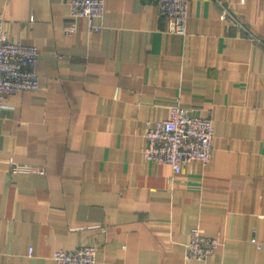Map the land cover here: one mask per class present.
<instances>
[{
  "label": "crops",
  "instance_id": "crops-1",
  "mask_svg": "<svg viewBox=\"0 0 264 264\" xmlns=\"http://www.w3.org/2000/svg\"><path fill=\"white\" fill-rule=\"evenodd\" d=\"M68 1L0 0L40 76L0 100V264L87 245L96 264H197L194 227L219 240L206 264H264V0H190L185 35L155 0H106L75 24ZM176 104L215 129L211 161L179 174L144 156Z\"/></svg>",
  "mask_w": 264,
  "mask_h": 264
},
{
  "label": "built area",
  "instance_id": "built-area-1",
  "mask_svg": "<svg viewBox=\"0 0 264 264\" xmlns=\"http://www.w3.org/2000/svg\"><path fill=\"white\" fill-rule=\"evenodd\" d=\"M155 1L161 15L168 20V32L185 35L190 0ZM68 6L69 16L75 24L81 18L92 21L102 17L106 0H69ZM222 17L242 26L225 5H222ZM38 59V47L10 40L0 21V100L20 91L39 90ZM0 107L5 105L1 103ZM214 136V124L210 117L201 116L195 109L176 104L172 107L169 118L149 123L144 156L146 160L172 166L174 173L179 174L186 163L201 161L207 164L211 161ZM12 163L15 171L45 174V167ZM253 241L261 247L256 239ZM218 246L217 238L206 236L201 228L194 227L190 231L187 256L197 260V264H206L207 259L216 253ZM32 251L30 248L29 253L32 254ZM96 257L97 248L90 245L75 250L58 249L52 255L56 264H96Z\"/></svg>",
  "mask_w": 264,
  "mask_h": 264
}]
</instances>
